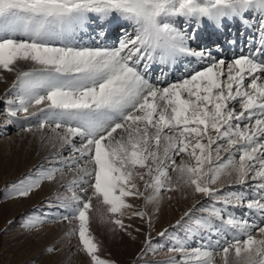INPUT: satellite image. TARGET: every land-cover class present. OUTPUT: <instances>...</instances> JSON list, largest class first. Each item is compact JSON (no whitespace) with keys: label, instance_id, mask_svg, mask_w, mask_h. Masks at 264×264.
Returning <instances> with one entry per match:
<instances>
[{"label":"snow or ice","instance_id":"1","mask_svg":"<svg viewBox=\"0 0 264 264\" xmlns=\"http://www.w3.org/2000/svg\"><path fill=\"white\" fill-rule=\"evenodd\" d=\"M230 23L253 32L247 51L226 60L191 47L201 29L222 32ZM85 34L101 43H78ZM181 58L200 66L185 67L175 82L152 80L154 64ZM0 70L16 73L6 92L15 94L6 101L8 122L39 114L37 127L51 128L68 152L56 153L60 167L13 184L12 194L27 198L58 172H75L64 185L71 195L49 200L43 216L72 225L67 235L85 264H114L99 257L90 231L93 199L131 235L119 217H149V227L151 219L126 198L147 207L177 186L199 196L176 220L187 233L169 249L181 254L169 264H264V0H0ZM224 175L230 186L253 181L256 195L212 187ZM229 207L246 212L237 218ZM257 215L259 223L249 219ZM44 222L30 218L25 226ZM146 243L141 255L152 248Z\"/></svg>","mask_w":264,"mask_h":264},{"label":"rangeland","instance_id":"2","mask_svg":"<svg viewBox=\"0 0 264 264\" xmlns=\"http://www.w3.org/2000/svg\"><path fill=\"white\" fill-rule=\"evenodd\" d=\"M83 38L84 36L82 40ZM82 40L78 39L77 42L86 45L82 43ZM91 42L99 43L97 40ZM220 46L219 39H215L209 45V49L218 52L221 50ZM24 70H28V67H25ZM8 78L12 79L10 85ZM15 79V72L0 70V264H85L84 254L77 250L76 238L67 235L72 225L66 221L57 222L43 216L44 213L49 211V200L55 201L57 196L71 195L64 187L70 182L63 179L58 184L54 183L53 188H50L44 194H40L42 193L40 192L39 196L35 194L46 184H53V182L44 181L40 188L36 189L27 198H18L12 194V185L17 184L18 181L29 176L32 179H37L39 178V170L60 167L57 160H52L46 156L50 147L43 145L39 136L33 140L34 143L36 141L40 142L34 157L42 156V158L34 165H30L27 160L26 147L22 150L20 145H16L14 148L12 139L21 142L22 133L31 132L24 131V128L31 127L34 131V133H31L38 135L43 130L51 131V128L48 127L44 129L37 127L39 120L42 119L39 114L29 116L27 120H24L23 117L26 114L18 113L13 122H8L9 117L6 115V110L9 106L6 101L14 99L15 94L13 92L12 95H6V92L11 88ZM31 111H34V109H30ZM56 139L54 144L62 143L58 138ZM64 155H68V153L65 151ZM223 155L225 154L221 153V156ZM181 158L176 157L177 164L180 163ZM183 159L187 160L186 157H183ZM67 172L68 170L63 173L58 172L56 178L62 174L66 175ZM170 174L175 179L176 173ZM4 177H7V179L3 180ZM252 183L254 182L249 180L247 185L230 186V178L224 175L212 187L221 189L224 194L245 192L255 196L256 193L248 187ZM198 196L199 194L193 193L191 187L177 186V189L173 192H162L161 198L157 202H150L147 207H145L143 198H126L128 203L133 204L135 210L149 212L151 219V227H149V217L141 219L134 216L129 219L127 214L119 217L126 225H131L128 229L131 235L121 231L119 227L111 223L110 221L116 217L107 214L105 212L106 206L93 199L89 212L90 231L100 245L99 257L112 260L114 264H169L173 257L179 259L181 254L169 249L175 245L177 239H186L187 226H176V220L183 215L185 210L191 207ZM201 199L204 202V207H208L207 198L202 197ZM12 202H16L13 211L3 210V207ZM230 208L233 210L231 214H234L237 218L246 212L244 207H229L227 209L228 213L231 212ZM202 215L207 216L208 214L196 213L198 217ZM30 218H41L45 222L34 228L26 227L25 222ZM249 219L256 223L260 222L258 215L250 216ZM136 229H140V231L137 232ZM165 229L168 230L167 234L160 236L159 233ZM148 239L151 240L152 248L148 250L147 254L141 255V250L147 247L146 241ZM187 244L191 247L197 246L196 241L191 239L187 240ZM50 247L54 249L51 253L47 252V248Z\"/></svg>","mask_w":264,"mask_h":264},{"label":"bare ground","instance_id":"3","mask_svg":"<svg viewBox=\"0 0 264 264\" xmlns=\"http://www.w3.org/2000/svg\"><path fill=\"white\" fill-rule=\"evenodd\" d=\"M180 23L182 27H185L183 21H180ZM129 31H131V29H129ZM115 35H117V32L114 29L113 33L109 36V42L114 41ZM252 35H253L252 31L245 29L244 26L239 23H230L228 27L224 29L222 32L215 31L214 29L210 27L203 28L196 35L195 39L191 41V47L193 49L199 48V49H205V50L211 51L214 55H216L219 52V58L230 60L234 54H239L242 51H247V48L249 47V39L250 37H252ZM83 36H84L83 40L82 39H79V40H82V43L88 46H91L94 44L98 45L101 43V41L99 40H97L99 42L98 44L97 42L92 43L91 41L93 39L90 38V35L85 34ZM215 39H219V43L221 44L220 48L222 51L213 52V50L209 49V45L213 43ZM230 41H235V44L234 45L231 44ZM189 61H191V63H189ZM199 66H200L199 62L196 60H193L192 58H181L179 61L175 63L174 66L165 67L164 65H161L159 63L154 64L152 66L150 75L153 81L159 78L162 81L174 82L178 78H182L184 75H186V73L183 71L185 67L197 68ZM28 67H30V65ZM5 76H8V75H5ZM11 82H12V79L8 78L9 85ZM31 132L34 133V131H31ZM31 132L22 133L21 142L18 140L12 139L14 148L16 145H20V148H22V150L23 148L26 147L25 152L28 154L27 160L30 163V165H34L38 163L42 158V156L34 157V153L38 149L40 142L38 143L36 141V143H34L33 140L37 139L38 136L41 138V142L43 145L45 144V146L50 147V150L47 153L48 155L46 156L51 158L52 160H56V153L58 151L65 152L64 149L61 147V144L59 143L58 145L54 144V142L57 140L56 139L57 137L51 131L43 130L40 135L32 134ZM88 167L91 168V165H88ZM74 178H76L75 172L68 171L66 175L62 174L58 176L56 178V182H53V184L49 183L43 186L35 195L39 196L40 194L46 193L50 188H53L54 183L58 184V182L60 183L63 179H66L67 182H71ZM6 179L7 177L3 178V180H6ZM15 204L16 202L9 203L5 207H3V210L13 211L14 208L16 207ZM229 210L231 211L229 212V214H231L233 210L231 208Z\"/></svg>","mask_w":264,"mask_h":264}]
</instances>
